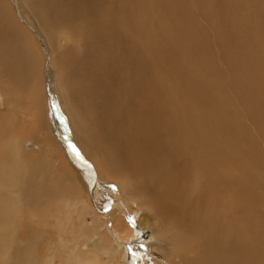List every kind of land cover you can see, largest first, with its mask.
Instances as JSON below:
<instances>
[{
	"label": "bare ground",
	"instance_id": "bare-ground-1",
	"mask_svg": "<svg viewBox=\"0 0 264 264\" xmlns=\"http://www.w3.org/2000/svg\"><path fill=\"white\" fill-rule=\"evenodd\" d=\"M263 14L264 0H0V105L10 117L26 106L31 123L21 118L18 129L37 136H15L0 121V135L10 134L0 144V264H171V257L174 264H264V211L249 201L247 186L256 175L233 167L229 112L208 99L214 83L206 88L208 71L202 78L197 62L213 26L221 60L234 74L243 71L244 112L250 122L261 117L254 111L264 110ZM257 23L263 30L253 29ZM35 44L47 47L56 70L47 86ZM30 148L47 162L41 153V165L28 160ZM49 160L65 187L43 169ZM101 202L109 223L90 227L86 210ZM13 222L30 236L23 247L13 242ZM147 232L145 246H127L124 257L121 245ZM90 233L101 252L81 249ZM164 237L175 251L165 260L156 242Z\"/></svg>",
	"mask_w": 264,
	"mask_h": 264
},
{
	"label": "rangeland",
	"instance_id": "rangeland-1",
	"mask_svg": "<svg viewBox=\"0 0 264 264\" xmlns=\"http://www.w3.org/2000/svg\"><path fill=\"white\" fill-rule=\"evenodd\" d=\"M189 0H184V2H188ZM199 9V8H198ZM12 11H13V9H12ZM199 13H202V14H205V11H204V13H203V11H198ZM264 15V14H263ZM262 19H261V18ZM259 18L261 19V21H260V19H258V22L260 21V22H264V16H259ZM257 25L258 26H252L253 27V29H255L254 27H256V29L258 30V29H261V30H263L262 28H261V26H259V24L257 23ZM210 26V25H209ZM207 27L206 28V34H207V32H209L208 34H207V36L209 37V39H207V43L208 44H203L204 45V48H205V51L207 52V54H206V56H204L203 58H200V61H199V58L197 59L198 61L197 62H201L200 64V68L202 67V70H200V68H199V70H200V72H199V74L201 75V77L202 78H204L203 77V75L201 74V71L204 73L205 72V74L207 73V71H208V73L206 74L207 75V79H208V75H211L210 76V78L212 77V74H214L213 75V77L216 75V80L212 77V79H210L212 82H208V81H204L205 82V85H206V88L208 89L209 88V86H210V83L213 85V83H214V85H213V88L211 87V89L212 90H208L209 92L208 93H206V94H209V97H208V99H210L211 97V99H215V100H218V101H220L221 102V104H222V107H223V109H224V111L227 113V112H229L228 113V115L226 116V117H228V119H226V117H225V128L227 129V130H231L232 128V130H234V131H231V132H229L228 133V131H227V137H230V136H233V133H234V136L233 137H231V138H233L232 139V150L234 151H232V160H233V167L234 168H237V169H241V168H248V172H251V173H248V174H250V175H256V176H254V178H253V180L251 179V181H250V185H247L248 186V188L250 189V193H249V201L251 202V203H257V202H259V204H260V207H261V210H263L264 211V206H262L264 203V184H262V183H264V175H263V173H264V171H263V169H264V161L262 160H260V159H263L264 158V110H259L260 108H258L257 107V109L255 108V113H260L261 115V117H254V116H251V119L253 118L254 120L252 121V122H250L251 120H249L248 119V114L247 113H245L246 112V108H244V107H246L245 105L243 106L242 104H243V102H245L244 100H243V97L241 96V90L240 89H243V83H242V73H243V71L242 72H240L239 74H234L233 72H231V70L229 69V67L227 66V65H225L224 63H223V61L221 60L222 59V57H223V51H224V47L221 45V43L219 44V42L221 41L220 40V38H217L218 36H216V34L217 33H213L212 32V29L210 28V27H213V26H210V27ZM263 26H264V24H263ZM213 29H214V27H213ZM208 30V31H207ZM31 35V37L32 38H34V36L32 35V34H30ZM216 36V37H215ZM207 37V38H208ZM262 37V36H261ZM213 38H215V39H213ZM212 39V40H211ZM220 41H219V40ZM34 40L36 41V39L34 38ZM38 40V39H37ZM209 40H211V41H209ZM39 41V40H38ZM219 41V42H218ZM262 41H264V40H262ZM214 42V43H213ZM36 43H38L37 41H36ZM39 43H40V41H39ZM239 43V42H238ZM264 44V43H263ZM36 46H37V48H36V51L33 53V55H32V57H34V59H36L37 60V57H38V55H39V53H41V57H42V63H40V59L39 60H37V65H41V70H42V74H43V71H45V75H46V77H45V82H44V86H47V83L49 82V79L50 80H52V81H57V76H56V74L54 73V72H56V70L53 68V67H51V56L48 54L49 53V51H48V49H47V47H45V45L44 44H35ZM70 45V44H69ZM238 45H241V47H242V49H246L247 48V46H244V45H242V44H238ZM39 47H41L42 48V51H45V53L44 52H41V48H39ZM77 49H76V51L77 52H79L80 50L78 49V47H76ZM28 49L30 50V47H28ZM223 50V51H222ZM221 51V53H219ZM214 54V55H213ZM213 57L215 58V59H213ZM39 58V57H38ZM242 58H243V56H241V58L240 59H236L235 58V60H237V61H241L242 60ZM220 60V61H219ZM213 61V62H212ZM204 62H205V64H204ZM208 62V63H207ZM215 62V63H214ZM219 62H220V64H219ZM213 63V65L211 66V64ZM218 64V66H222V67H219V69L221 68V70L223 71H221L222 73H219L220 72V70H219V72H217L218 70H217V68H218V66H217V64ZM214 64L217 66H214ZM184 67L187 69V71L189 72V69H190V67H188V66H186V65H184ZM224 67V68H223ZM211 69L212 71H214L213 69H215L216 68V71H214V72H212L211 70L209 71V69ZM226 69V70H225ZM205 70V71H204ZM207 70V71H206ZM244 71H246V70H244ZM211 74H210V73ZM216 72V73H215ZM228 72V73H227ZM231 72V73H230ZM217 73H219V75L221 74V76H217L218 74ZM48 74H49V76H48ZM204 74V75H205ZM228 74H230V77H232V76H234V77H232V78H230L229 77V75ZM233 74V75H232ZM224 77H223V76ZM227 78H226V77ZM236 76V77H235ZM240 76V77H239ZM55 77V78H54ZM217 77H219V80L217 79ZM238 77V78H237ZM205 79V78H204ZM220 81V82H219ZM218 82L220 83V84H218ZM209 83V84H208ZM240 83V84H239ZM230 84V85H229ZM242 84V85H241ZM204 85V86H205ZM222 85V86H221ZM226 85H227V87H226ZM213 89H215L214 90V92L212 93V94H210L211 93V91H213ZM236 95V96H235ZM211 96V97H210ZM234 96V97H233ZM172 99H175L174 97H172ZM261 99H263V98H261ZM176 100V99H175ZM264 100V99H263ZM200 102L203 104V105H205L204 104V99L203 98H200ZM194 103H195V101H194ZM15 105V104H14ZM203 105L201 106V107H203ZM241 105V106H240ZM243 106V107H242ZM26 107V106H25ZM25 107H22V108H17L18 110H16V112H14V114L10 117L9 116V112L6 110V105L4 104L3 105V103H2V105H0V115L1 114H5V115H3V117L2 116H0L1 118H0V121H3L4 122V125H5V122H6V127H8L9 128V133L11 132V133H13L14 132V135L16 136L17 134H23V132H24V136H30V133L28 134L27 132H30V129H29V127H24L23 125H22V128H21V130H19L18 129V125L19 124H21V121H23V119H24V117H25V121L27 122V121H29L30 123H31V118H29V117H26L27 116V114H31L30 112H29V110H27ZM240 107V108H239ZM231 108H233V109H231ZM244 108V109H243ZM241 109V110H240ZM15 110V109H14ZM200 110H202V109H200ZM227 110V111H226ZM229 110V111H228ZM231 110V111H230ZM257 110V111H256ZM206 111H208V108L207 107H204L203 108V113H202V116H203V114L205 113H207ZM240 111V113L241 114H239V113H235V112H239ZM245 111V112H244ZM252 111H253V108H252ZM260 111V112H259ZM262 111V112H261ZM224 112V113H225ZM233 112V113H232ZM225 113V114H226ZM245 113V114H244ZM8 114V115H7ZM204 114V115H205ZM7 115V116H6ZM244 116V117H242L241 118V116ZM209 116V115H208ZM207 116V117H208ZM234 116H235V118H234ZM236 117L237 118H240V120L239 119H236ZM5 118V119H4ZM21 118H23V119H21ZM231 119V121H233L232 123L231 122H229L228 120H230ZM248 120H247V119ZM3 119V120H2ZM243 119V120H242ZM259 119H261V120H259ZM237 120V124H235L234 125V123H235V121ZM246 120H247V122H246ZM3 122H2V124H3ZM29 122H27V126H29ZM229 122V123H228ZM243 124H246L247 125V127H248V129H247V127H246V125H242L241 123ZM11 123H12V125H11ZM23 123V122H22ZM240 123V124H239ZM1 124V125H2ZM239 124V125H238ZM249 124H251V128H250V125ZM15 125V126H14ZM239 126V127H238ZM13 129H12V128ZM236 127V128H235ZM11 128V129H10ZM69 134H70V132L72 133V131H73V134L71 135L70 134V139H73V137L75 136V129L72 127L71 128V125H69ZM229 128V129H228ZM72 129V130H71ZM13 130V131H12ZM236 131V132H235ZM25 133H26V135H25ZM228 134H230V135H228ZM232 134V135H231ZM10 134H5V135H0V137H1V139H0V144L2 145V144H5V142H4V140L7 138V136H9ZM11 135H13V134H11ZM18 135V136H19ZM74 135V136H73ZM220 135H222V136H224V138H225V134L223 133V132H221V134ZM219 135V136H220ZM5 138H4V137ZM253 136H255V138L253 137ZM31 137V136H30ZM37 137V136H36ZM36 137H31V138H36ZM257 137H259V138H257ZM3 138H4V140H3ZM261 138V139H260ZM260 139V140H259ZM24 138H22V140H21V142L23 141L24 142ZM6 141H7V139H6ZM233 141H234V144H233ZM72 142H74V144L72 143ZM70 143L72 144V145H77L76 143H75V141L74 140H70ZM34 149H32V148H30V149H28L27 151H26V156H27V159L28 160H31V159H33L34 160V163H36L37 165H41V162L42 161H40V160H38V159H36V157L37 158H39V156H38V153H41V154H43V159H46V162H47V159L49 158L47 155H45V153H43V152H35V151H33ZM3 152H5L4 150H2ZM1 150H0V152H2ZM71 152V154H72V156L74 157V158H78V157H80V156H76L75 154H73L72 153V150L70 149H68V150H66L65 151V149H64V152H66V153H68V152ZM236 151V152H235ZM240 151H242L243 153L242 154H244V156H240V155H242L241 153H239ZM244 152H246V153H244ZM28 153V154H27ZM35 153L37 154V156L35 155ZM65 153V154H66ZM240 154V155H239ZM259 154H261V157H260V155ZM45 155V156H44ZM67 155V154H66ZM31 157L30 159L28 158V157ZM35 156V157H34ZM256 156H257V158H260V159H258V161L260 160V162H257L256 160H257V158H256ZM67 157H68V155H67ZM35 158V159H34ZM80 158H82V157H80ZM77 159V160H80V161H82V163L83 164H86V162H87V160L85 161V159ZM256 158V159H255ZM39 159H41V158H39ZM43 159H41V160H43ZM250 160H253L254 161V163L252 164V161H250ZM255 162H257V163H255ZM258 163H260V164H258ZM43 164H45V163H43ZM236 164H239V166H236ZM253 165V167L255 168H252L251 166ZM256 164H258V165H256ZM26 166H27V164H25ZM50 165V166H49ZM255 165L256 166H258L259 168H262L261 169V171L259 170V168H257V167H255ZM46 166H47V168H46ZM29 167V169H31V170H34V171H37V172H39L40 171V169L39 168H36V167H32V166H28ZM38 167V166H37ZM17 168H18V171L20 170V166H19V164L17 163ZM55 168V169H54ZM43 169H46V173H48V177L50 178V179H52L53 181L52 182H54V178H56V181H59L60 180V176H61V174H62V171L59 169V168H56L55 166H53L52 165V162H50V160L48 161V164L47 165H45V168H43ZM52 171H54V172H52ZM52 173V175H50ZM57 173V174H56ZM34 175V177L36 178V180L38 179V173H34L33 174ZM54 175V176H53ZM256 177V178H255ZM259 177V178H258ZM256 179H257V181H256ZM260 179V180H259ZM259 180V181H258ZM253 181V182H252ZM262 182V183H261ZM62 187H65L66 186V182H64V181H59L58 182ZM260 186H262V187H260ZM257 189V190H256ZM252 194V195H251ZM114 198H115V196H114ZM111 199H112V197H111ZM113 200V199H112ZM108 202H110V200L109 199H107V205H108V207H110V206H112V205H110V204H112V203H108ZM102 204H103V202H101L100 204H96V203H94L93 204V206H94V212L93 213H91L92 214V218L89 216V215H91V214H89V212H88V210H86V216H85V219H86V224L88 225V226H90V227H92V225L94 224H96L95 222H97L96 220L98 219V222H103V223H109L108 222V220H109V218H108V215H106L107 213H106V209L108 208H106V207H103L102 206ZM96 205V206H95ZM98 205H100V206H98ZM262 211V212H263ZM263 215H264V212H263ZM100 218V219H99ZM94 220V221H93ZM77 224V222L75 221V223H74V227L72 226V228H73V230L75 229V225ZM18 226H21L20 224H18V223H15V222H13V225L11 226L12 227V229H13V233H12V238H14V240H13V242L16 244V247H23L24 246V241L26 240L27 242H28V238L30 237L28 234H26V231L24 230V229H21V228H19ZM101 227H103V226H101ZM76 230H78V228H76L74 231H75V233H76ZM22 232L23 234H25V235H27L25 238H22L20 235H19V233L18 232ZM100 231V230H99ZM96 235V236H95ZM93 234V235H91V233H90V236L88 235V237L84 240V244L85 245H83V247L81 246V243H79V239L77 238L76 240H78L77 241V249L78 250H80L79 248H80V246H81V249L82 250H84V251H86V250H92V249H96V251H98V252H101V246L99 245V243H98V235L97 234ZM39 236L40 237H43L42 236V234L41 233H39ZM150 236H152L151 234H149L148 232L147 233H143V234H140L139 235V237L137 238V239H135L133 242H130V243H127V244H125L126 245V247H125V245H121V246H124V249H123V247H121V253H122V255L124 256V253H127L130 249L127 247V246H145V244H146V240L147 239H150ZM40 237H37V240H39V238ZM76 237H79L78 235L76 236ZM170 237V236H169ZM166 238V237H164V238H161V239H159V241H156L157 243L159 242L160 244H161V247H164L165 249H167V250H165L164 249V251L166 252L167 251V253H165L164 251H162L161 250V252L162 253H158V255H165V254H167L168 256L169 255H174V253H175V251H173L171 248H173V246L171 245V242H173V241H171V237L170 238ZM89 238V239H88ZM153 240H154V238H153ZM164 240V241H163ZM169 241V242H167V241ZM166 242V243H165ZM71 243V242H70ZM164 246H163V245ZM174 245H176V244H178V243H173ZM34 245V244H33ZM94 245H96L95 247H94ZM69 246V248L71 249V247L70 246H73V243H71L70 245H68ZM78 246H79V248H78ZM171 246V247H170ZM34 247H36L35 245H34ZM67 249V250H69V251H71L70 249ZM100 248V249H99ZM126 248H128L127 250H126ZM36 249H38V251H36V255H38L39 253H40V250H39V248H37L36 247ZM99 249V250H98ZM123 250H125V252L123 251ZM169 250V251H168ZM173 252H172V251ZM178 250V249H177ZM68 251V252H69ZM127 251V252H126ZM138 251H141L140 250V248H138ZM19 249L17 248V250H16V252H12V254L13 253H17V254H19ZM71 253H72V251H71ZM172 253V254H171ZM38 257V256H37ZM125 257V256H124ZM162 258H163V256H161ZM105 258H106V256H105ZM116 258H118V260L119 259H121V258H123V257H117L116 256ZM172 258V260H170L171 262V264H174V263H176L173 259H174V257H171ZM164 260H165V258H163ZM121 261V263L122 264H132V262L131 261H129V262H126L127 260H125L124 259V261H123V259H121L120 260ZM134 261V260H133ZM177 264H179V263H177Z\"/></svg>",
	"mask_w": 264,
	"mask_h": 264
}]
</instances>
